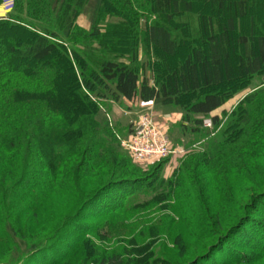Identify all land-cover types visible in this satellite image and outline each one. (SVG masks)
I'll list each match as a JSON object with an SVG mask.
<instances>
[{
    "label": "trees",
    "instance_id": "trees-1",
    "mask_svg": "<svg viewBox=\"0 0 264 264\" xmlns=\"http://www.w3.org/2000/svg\"><path fill=\"white\" fill-rule=\"evenodd\" d=\"M82 15L88 28L79 23ZM263 76L264 0H13L0 17V204L34 216L58 191L80 200L77 210L70 208L59 220L61 227L34 242L17 264H66L72 256L88 259L86 264L165 262L166 253L157 247L160 235L152 233L158 225L152 232L146 227L136 231L123 224L127 218L119 213L128 216L154 203L167 204L169 198L186 213L198 206L184 191L177 196L178 180L186 177L178 174L188 169V162L207 170L218 165L237 170L246 149V155H253L248 160L262 157ZM257 77L261 80L254 85ZM246 90L230 111L215 114ZM138 99L180 108L183 133L195 136L170 178L163 175L165 163L144 172L120 147L118 135L97 118L103 100ZM205 118H211L210 128L204 126ZM25 150L29 168L18 169ZM86 169L103 171L108 178L81 202ZM6 176L11 177L5 186ZM259 204L264 205V196ZM12 219L0 215L1 248L10 251L16 247L7 229ZM243 220L238 218L188 264L258 260L241 253L232 236L242 234V246L263 253L264 220ZM113 231L129 234L126 242L93 249L97 254L91 255L94 238L108 243ZM221 243L228 245L232 260L213 263ZM123 245L132 249L128 255ZM81 247L87 253L80 258Z\"/></svg>",
    "mask_w": 264,
    "mask_h": 264
},
{
    "label": "rangeland",
    "instance_id": "rangeland-1",
    "mask_svg": "<svg viewBox=\"0 0 264 264\" xmlns=\"http://www.w3.org/2000/svg\"><path fill=\"white\" fill-rule=\"evenodd\" d=\"M10 1L0 0L1 15L8 9ZM79 23L86 28L89 27L87 17L84 15L79 18ZM51 65L53 66V63ZM147 75H151V73L148 72ZM260 80L257 77L254 80V85L258 84ZM246 93L247 90L229 100L225 105L226 111H230ZM100 103V110L97 117L100 125L104 126L107 123L110 131L118 135L120 147L128 152L132 161L139 163L138 165L141 166L144 172L165 163L163 175L165 178H170L175 172V169L186 158L187 148L190 145L189 142L195 139V136H192L188 131L187 133H183L180 127L183 111L178 107L170 105H154V118L156 122L166 128L171 145L177 148L178 151L170 155L167 160H164L162 157V159H156L155 161H138L132 155L128 141L131 132L130 125L132 121L136 122L138 117L144 113L143 107L138 101L131 103L128 101L115 102L113 100H103ZM222 112L223 110H219L215 114L222 115ZM263 140L262 142H264ZM195 143H198V141ZM248 149L244 151L243 157L238 155L240 152L237 154L238 157H241L240 161L238 160L240 163L238 164L239 169L237 170L235 166L232 168L231 166L225 167L224 165H218L212 170H207L205 167L198 165L199 162H188V169H183L178 174L180 178L184 176L183 174L186 177L178 180L182 186L177 196L181 194V191H184L188 194L189 198L195 199L198 206L196 205L193 209L191 207L186 213H181L179 210L180 207L173 204V200L168 201L170 198L167 200V204L165 202L161 204L154 203L153 205L137 209L128 216H125L124 213H119V217L127 218V221L123 224L125 226H133L135 230L138 228L136 231L146 227L147 230L152 232L153 227L158 225L157 230H154L152 233L158 232L160 235V238H158L159 245L157 247H161L164 250L168 259H165V262L161 260L154 264H188L197 254L205 252V248L216 242L219 236L225 233L229 227L235 225L238 218H241V220L244 219L243 221L246 222L249 219H253V217L264 220V205H255L264 196V145L260 147L262 157H255L254 160H248L253 156L252 153L246 155ZM29 154V150L21 151V154H19L20 163L16 166L18 169H23L25 164L29 168V160L31 159ZM243 158L246 162H244L245 160ZM32 167L36 168V170L41 169L36 164L35 166L31 164ZM242 170L243 172H241ZM87 171L88 169L85 170L84 174L86 175L81 177L82 179L80 180V183H82L81 190L83 192L81 194V202L83 201L82 197L87 196L91 191L100 187L108 178L103 171L102 173ZM19 173L21 171L15 175L16 179L19 177ZM143 176L144 174H141L140 177ZM7 177L3 178L5 186L10 183L11 176ZM40 178L43 180L44 177ZM61 193V191H58L52 203L50 201H46L45 204L43 203V209L40 210L39 214L34 216L31 212L29 215L23 216L21 212H24L25 209H17L16 206L0 204V208H2L0 215H11L13 217L12 224L8 225L7 229L13 234L16 247H18L17 250L15 247L14 250L10 251L2 249L0 244V264L20 263L23 260L20 256L28 253L33 247L32 244L34 242L45 239L49 235L48 233H52V231L61 227L58 222L63 219V216L68 215L70 208H79L80 200L78 201L75 196L67 198ZM177 196L174 195L173 197ZM30 211L33 212L34 210L31 209ZM18 213H21L22 216H19ZM82 221L84 223L87 221L90 223L96 220L89 221L88 219H83ZM121 221V218L116 219L113 224L118 225ZM165 221V226H160ZM246 222L244 223L246 224ZM247 228H250V226L248 225ZM71 229L69 228L68 230ZM14 231H16V234ZM70 233L71 231L67 233V238L71 237ZM111 235L112 239L109 240L111 241L110 243L109 241L108 243L104 241V238H94L92 243L95 248H90L91 255L96 256L97 254V251L93 249H109L115 246L121 247L119 242L122 241L123 243L121 242V244H124V241L126 242L127 239H125V235L128 236L129 234L127 235V233H123L122 231H113ZM179 235L181 236V240L178 239ZM228 235L231 236L232 234ZM232 237L239 243L240 246L238 248L241 253H245V256L249 257V259H258L256 261L254 260L255 262L244 264H264V252L254 254L247 246H242L245 245L244 241L246 240L242 234L234 233ZM220 245L217 251L212 254V256L216 257L213 263L232 260L231 258L229 259L230 252L228 245L225 244L222 246V243ZM123 247L127 246L123 245ZM82 249L83 247L79 248V253H77L80 258L87 253L86 250ZM124 250L126 255H128L129 250L132 249L127 247ZM185 252H187L186 255ZM87 260L74 259L72 256L66 264H86L85 262ZM97 263L94 262L92 264ZM125 264L128 263L125 262Z\"/></svg>",
    "mask_w": 264,
    "mask_h": 264
},
{
    "label": "built area",
    "instance_id": "built-area-1",
    "mask_svg": "<svg viewBox=\"0 0 264 264\" xmlns=\"http://www.w3.org/2000/svg\"><path fill=\"white\" fill-rule=\"evenodd\" d=\"M145 107L144 113L131 124L128 142L134 158L138 161H153L177 153L178 149L171 145L166 128L156 122L153 105L147 103ZM204 126L211 127V119H205Z\"/></svg>",
    "mask_w": 264,
    "mask_h": 264
},
{
    "label": "crops",
    "instance_id": "crops-1",
    "mask_svg": "<svg viewBox=\"0 0 264 264\" xmlns=\"http://www.w3.org/2000/svg\"><path fill=\"white\" fill-rule=\"evenodd\" d=\"M0 11H2V10H0ZM7 12H8V11H5L4 14H2V15H1V13H0V17L5 16ZM226 104H227V103H226ZM226 104H224L220 109H218L217 111H215V113H217L219 110H223V111L226 110V109H225V105H226Z\"/></svg>",
    "mask_w": 264,
    "mask_h": 264
}]
</instances>
